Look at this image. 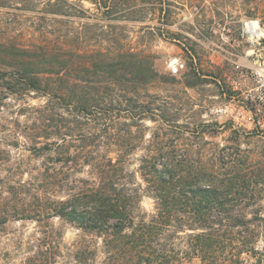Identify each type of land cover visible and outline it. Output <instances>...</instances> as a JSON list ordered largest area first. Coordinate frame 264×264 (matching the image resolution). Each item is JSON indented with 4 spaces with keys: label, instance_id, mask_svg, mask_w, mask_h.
<instances>
[{
    "label": "rangeland",
    "instance_id": "1",
    "mask_svg": "<svg viewBox=\"0 0 264 264\" xmlns=\"http://www.w3.org/2000/svg\"><path fill=\"white\" fill-rule=\"evenodd\" d=\"M108 3L109 9L94 0H0V264H103V238L49 208L86 183L100 184L99 167L109 161L117 164L113 183L136 199L137 221L157 216L153 187L170 155L194 166L193 175H226L241 186L244 176L258 182L261 193L229 205L230 214L258 218L257 225L264 218V106L250 103L257 73L264 72V0ZM254 23L258 35L252 34ZM13 45L35 49L36 68L53 69L51 75L61 66L42 64L36 55L43 48L51 53L48 60L71 59L76 66L82 59L86 68L94 60L114 64L135 55L152 70L146 84L125 82L131 77L106 66L98 74L90 69L73 76L93 82L85 85L90 89H130L145 98L130 102L129 112L116 104L120 112L111 116L109 110L77 114L56 96L19 87L29 61L4 52H13ZM9 83L17 86L15 93L7 91ZM228 103L260 111L240 116L241 127L213 113ZM185 223L175 221L160 243L188 250L193 232ZM258 231L254 246L264 253Z\"/></svg>",
    "mask_w": 264,
    "mask_h": 264
},
{
    "label": "trees",
    "instance_id": "2",
    "mask_svg": "<svg viewBox=\"0 0 264 264\" xmlns=\"http://www.w3.org/2000/svg\"><path fill=\"white\" fill-rule=\"evenodd\" d=\"M94 1L109 9L108 0ZM9 47L13 52L4 49L5 53L22 56L24 61H29L21 68L20 76H23V80L19 87L56 96L65 107L77 114L89 113L96 116L109 110L111 116L113 111H119L115 108L116 104L120 108L125 106L127 109L123 111L129 112L133 107L128 105L130 102H139V99L145 97L130 89L120 92L112 89H90L85 85L93 82L74 78L73 73L81 76L92 69L98 74L106 66L111 71H124L131 77L130 80L126 78L125 82L137 81L145 84L149 82L152 73L151 69L144 68L148 64L146 60H139L135 55L114 64L107 60H94L89 64L91 68H86L82 59L75 62L76 66L71 59L62 62H58V58L48 60L51 53L43 48L36 55L38 60L44 58L40 60L41 63L51 67L56 64L61 66L55 70L58 74L51 75L54 74L53 69H42L44 72H39L36 68L37 62H34L35 56H32L35 49L15 45ZM43 73L48 76L42 78ZM16 87L10 84L7 91L15 93ZM47 149L48 147L43 148ZM166 160L164 159L162 170L157 171L156 185L153 187L159 211L151 222L137 221L136 199L119 189L111 179L117 173V164L112 161L108 165L102 163V168L99 167L98 173L102 180L100 184L86 183L67 201L59 202L49 209L54 216L66 219L83 231L97 233L103 238V264H187L193 260L200 264H264V253L254 246L259 238L258 230L264 233V218H259L258 225V218H233L229 206L233 204L237 207L236 204L248 199V195L260 194L258 182L244 176L246 184L241 186L228 180L226 175L223 179L216 173L204 171L193 175L194 166L186 168L183 166L184 161H177L172 155ZM234 179L241 180L242 176H235ZM227 195H232V199L228 200ZM175 221L185 223L186 229L193 232L189 234L188 250L182 251L169 243H160ZM196 225H200V228ZM90 253L92 254L89 250ZM244 255L251 256L254 262H249Z\"/></svg>",
    "mask_w": 264,
    "mask_h": 264
},
{
    "label": "built area",
    "instance_id": "3",
    "mask_svg": "<svg viewBox=\"0 0 264 264\" xmlns=\"http://www.w3.org/2000/svg\"><path fill=\"white\" fill-rule=\"evenodd\" d=\"M247 33H250V30L248 26L246 25ZM172 70L175 73H178L179 68L176 65H172ZM257 73L260 83L259 87L254 91V93L250 96V103L251 106L254 108H258L260 106H264V74ZM260 110H252L249 107H243V106H237L232 103L225 104L224 106L215 108L213 110V113L218 116H230L233 122L237 125H240L241 127H246L245 123H243V117L242 116H250V118H253L254 114L257 115ZM256 112V113H255ZM240 116L242 118H240ZM242 119V120H241ZM260 127L264 129V121L263 123H260Z\"/></svg>",
    "mask_w": 264,
    "mask_h": 264
},
{
    "label": "bare ground",
    "instance_id": "4",
    "mask_svg": "<svg viewBox=\"0 0 264 264\" xmlns=\"http://www.w3.org/2000/svg\"><path fill=\"white\" fill-rule=\"evenodd\" d=\"M257 23H254L253 26L251 27V30H252V34H259V29L256 25Z\"/></svg>",
    "mask_w": 264,
    "mask_h": 264
}]
</instances>
